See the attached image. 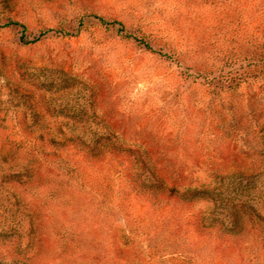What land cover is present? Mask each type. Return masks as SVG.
<instances>
[{
	"label": "rangeland",
	"instance_id": "1",
	"mask_svg": "<svg viewBox=\"0 0 264 264\" xmlns=\"http://www.w3.org/2000/svg\"><path fill=\"white\" fill-rule=\"evenodd\" d=\"M9 19L29 43L0 27V264H264L260 225L200 229L215 203L125 172L264 213V0H0ZM106 139L129 154L86 153Z\"/></svg>",
	"mask_w": 264,
	"mask_h": 264
},
{
	"label": "trees",
	"instance_id": "2",
	"mask_svg": "<svg viewBox=\"0 0 264 264\" xmlns=\"http://www.w3.org/2000/svg\"><path fill=\"white\" fill-rule=\"evenodd\" d=\"M102 23H106L104 19L99 18ZM107 24V23H106ZM114 26H119L121 30H124V25L119 22L115 21L111 23ZM18 27L21 29L22 36L21 42L24 44H28L26 33L28 32V28L20 22L14 21L9 19L6 23H1L0 27ZM147 48H150L149 45H145ZM109 139H106V143L102 145L100 140L93 141L91 144L83 143V147L87 149L86 153L90 156L99 157L100 155H127L129 154L128 151L119 150L117 148L108 149ZM107 144V145H106ZM134 162L131 163V167H125L126 174L131 178L132 181L135 183L136 189L149 191L152 189H156L157 192L165 194L168 199L178 201L180 204H191L195 201H206V202H213L220 208L222 212L216 217L206 218L202 216L200 219L196 220L199 225L200 229L207 230L211 232L216 228H221L226 233L230 235H239L246 231L247 226L246 224L252 225H260L262 228V233H264V213H262L259 206L252 203L251 199H240L239 194L240 191L236 189H231L232 187H214V188H207V189H185L184 191H174L169 188L168 185L163 182L160 176L156 175L154 172L148 170L141 160L137 161V166L143 170L145 168V174H142L143 178L138 179V173H134L133 165ZM129 172V173H128ZM246 190H243V192ZM242 192V198H245L244 193ZM237 197L235 199V197ZM239 199V201H237ZM168 204V202H167ZM177 205V204H175ZM170 206V205H169ZM98 259H93L89 262V264H98Z\"/></svg>",
	"mask_w": 264,
	"mask_h": 264
}]
</instances>
